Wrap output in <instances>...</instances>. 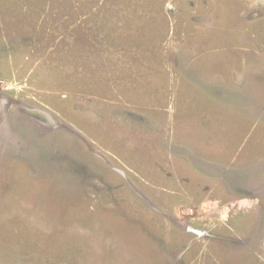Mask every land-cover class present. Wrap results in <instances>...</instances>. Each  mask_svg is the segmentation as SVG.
Listing matches in <instances>:
<instances>
[{
	"label": "rangeland",
	"instance_id": "obj_1",
	"mask_svg": "<svg viewBox=\"0 0 264 264\" xmlns=\"http://www.w3.org/2000/svg\"><path fill=\"white\" fill-rule=\"evenodd\" d=\"M0 264H264V0H0Z\"/></svg>",
	"mask_w": 264,
	"mask_h": 264
}]
</instances>
